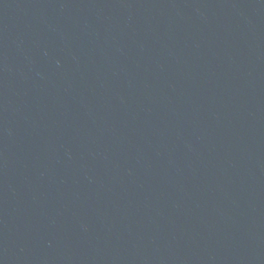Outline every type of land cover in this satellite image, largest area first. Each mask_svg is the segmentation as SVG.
I'll list each match as a JSON object with an SVG mask.
<instances>
[{
  "label": "water",
  "instance_id": "obj_1",
  "mask_svg": "<svg viewBox=\"0 0 264 264\" xmlns=\"http://www.w3.org/2000/svg\"><path fill=\"white\" fill-rule=\"evenodd\" d=\"M0 264H264V0H0Z\"/></svg>",
  "mask_w": 264,
  "mask_h": 264
}]
</instances>
